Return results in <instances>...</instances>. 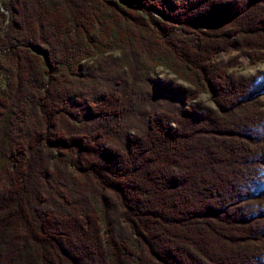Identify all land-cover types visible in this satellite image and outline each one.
Listing matches in <instances>:
<instances>
[{
	"label": "trees",
	"instance_id": "obj_1",
	"mask_svg": "<svg viewBox=\"0 0 264 264\" xmlns=\"http://www.w3.org/2000/svg\"><path fill=\"white\" fill-rule=\"evenodd\" d=\"M241 58L264 0H0V264H264Z\"/></svg>",
	"mask_w": 264,
	"mask_h": 264
},
{
	"label": "rangeland",
	"instance_id": "obj_2",
	"mask_svg": "<svg viewBox=\"0 0 264 264\" xmlns=\"http://www.w3.org/2000/svg\"><path fill=\"white\" fill-rule=\"evenodd\" d=\"M113 54L115 56L119 55V51L118 50H113ZM242 64L237 67V70L239 71V73H245V75H252L254 73H256L257 71H264V68H262L261 66H264V63H259V64H251L249 62L248 59L246 58H241L240 59ZM254 69L253 72H248V69ZM153 74L156 75L159 78H162L163 76H169V77H174L173 74L169 73L168 69L163 67V66H158L154 69ZM180 82V81H179ZM201 100L206 101V103L210 104L209 100H208V96L205 94L200 95L199 97Z\"/></svg>",
	"mask_w": 264,
	"mask_h": 264
},
{
	"label": "clouds",
	"instance_id": "obj_3",
	"mask_svg": "<svg viewBox=\"0 0 264 264\" xmlns=\"http://www.w3.org/2000/svg\"><path fill=\"white\" fill-rule=\"evenodd\" d=\"M262 68H264V66H261ZM254 71V69H248V72H253ZM241 74H245V73H241Z\"/></svg>",
	"mask_w": 264,
	"mask_h": 264
}]
</instances>
